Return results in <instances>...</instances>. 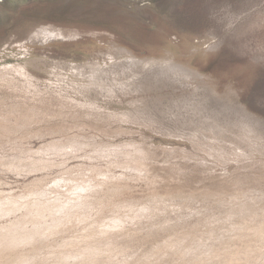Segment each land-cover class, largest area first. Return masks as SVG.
Listing matches in <instances>:
<instances>
[{
	"label": "rangeland",
	"instance_id": "1",
	"mask_svg": "<svg viewBox=\"0 0 264 264\" xmlns=\"http://www.w3.org/2000/svg\"><path fill=\"white\" fill-rule=\"evenodd\" d=\"M0 264H264V0H0Z\"/></svg>",
	"mask_w": 264,
	"mask_h": 264
},
{
	"label": "bare ground",
	"instance_id": "2",
	"mask_svg": "<svg viewBox=\"0 0 264 264\" xmlns=\"http://www.w3.org/2000/svg\"><path fill=\"white\" fill-rule=\"evenodd\" d=\"M171 60V59H170Z\"/></svg>",
	"mask_w": 264,
	"mask_h": 264
}]
</instances>
